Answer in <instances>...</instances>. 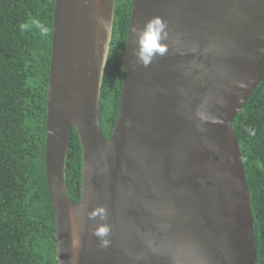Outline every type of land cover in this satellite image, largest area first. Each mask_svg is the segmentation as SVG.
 <instances>
[{"label":"water","instance_id":"1","mask_svg":"<svg viewBox=\"0 0 264 264\" xmlns=\"http://www.w3.org/2000/svg\"><path fill=\"white\" fill-rule=\"evenodd\" d=\"M115 8L116 0H55L45 167L58 264H257L233 126L264 80V0H133L107 140L101 92ZM154 17L168 26V50L143 67L134 29ZM73 127L79 203L65 185Z\"/></svg>","mask_w":264,"mask_h":264},{"label":"trees","instance_id":"2","mask_svg":"<svg viewBox=\"0 0 264 264\" xmlns=\"http://www.w3.org/2000/svg\"><path fill=\"white\" fill-rule=\"evenodd\" d=\"M132 1L116 0L101 92V128L107 140L122 97ZM54 6L55 0H0V264H58L45 167ZM33 19L45 26L46 35L32 25ZM21 24L29 28L21 31ZM233 127L251 195L257 264H264V80ZM82 164L81 141L73 127L65 185L75 203L81 198Z\"/></svg>","mask_w":264,"mask_h":264},{"label":"clouds","instance_id":"3","mask_svg":"<svg viewBox=\"0 0 264 264\" xmlns=\"http://www.w3.org/2000/svg\"><path fill=\"white\" fill-rule=\"evenodd\" d=\"M101 23L105 21L101 20ZM32 25L40 30L41 35H46V28L38 20L33 19ZM29 28L28 24H21L20 30L25 31ZM167 24L160 18L154 17L147 21L143 27L134 29L136 36V48L134 56L137 64L143 67H149L157 56H163L168 46L165 41L169 38ZM251 135H255L254 131L249 129ZM106 229H101V233L106 232Z\"/></svg>","mask_w":264,"mask_h":264},{"label":"bare ground","instance_id":"4","mask_svg":"<svg viewBox=\"0 0 264 264\" xmlns=\"http://www.w3.org/2000/svg\"><path fill=\"white\" fill-rule=\"evenodd\" d=\"M147 129H151L152 130V134H153V129L152 126L149 125L148 127H146ZM145 135V141L148 143V145H154V135ZM124 143V141H122Z\"/></svg>","mask_w":264,"mask_h":264}]
</instances>
